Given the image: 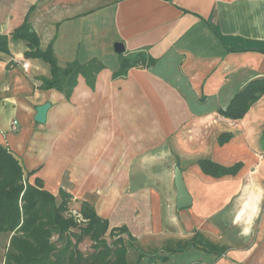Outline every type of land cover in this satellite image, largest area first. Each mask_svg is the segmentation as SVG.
<instances>
[{"label": "crops", "instance_id": "crops-1", "mask_svg": "<svg viewBox=\"0 0 264 264\" xmlns=\"http://www.w3.org/2000/svg\"><path fill=\"white\" fill-rule=\"evenodd\" d=\"M26 20L60 67L104 65L67 98L40 88L51 67L25 57V40L0 52V143L28 182L125 225L131 264H264V95L242 119L218 111L264 78V0H0V33ZM141 50L155 62L114 78L120 56ZM223 133L232 138L220 144ZM201 159L243 167L216 178ZM177 166L193 196L186 208L176 207ZM10 237L0 234V264Z\"/></svg>", "mask_w": 264, "mask_h": 264}, {"label": "trees", "instance_id": "trees-1", "mask_svg": "<svg viewBox=\"0 0 264 264\" xmlns=\"http://www.w3.org/2000/svg\"><path fill=\"white\" fill-rule=\"evenodd\" d=\"M25 40L26 58H40L51 67L50 77L39 78L42 89H57L70 98L79 76H83L93 87L98 73L104 65L93 59L86 63L72 61L60 67L51 47L43 50L39 36L26 20L11 35L0 33V52L9 53L11 40ZM145 51H136L120 56V69L114 78L125 77L132 67L146 68L154 63ZM264 95V78L255 79L235 93L227 107L219 114L230 120L242 119L251 106ZM231 133L219 136L225 144ZM264 149V133L261 137ZM207 175L221 178L236 175L242 162L222 165L210 159L198 161ZM61 201L44 189L39 178L31 184L24 177L19 160L10 149L0 143V234L11 237L4 254V264H131L128 248L135 237L125 225L111 228L109 221L100 217L95 207L83 201L79 209L83 221L79 223L70 214L71 195L60 191ZM88 240V248L81 244Z\"/></svg>", "mask_w": 264, "mask_h": 264}, {"label": "water", "instance_id": "water-1", "mask_svg": "<svg viewBox=\"0 0 264 264\" xmlns=\"http://www.w3.org/2000/svg\"><path fill=\"white\" fill-rule=\"evenodd\" d=\"M115 52L117 54H122L125 52L126 48L122 42H117L114 45ZM51 107L50 103H45L37 107V113L35 120L39 123H45L47 120V112ZM174 184L176 187V207L186 208L193 204V196L188 191L185 183L183 171L180 166H177L174 171Z\"/></svg>", "mask_w": 264, "mask_h": 264}, {"label": "built area", "instance_id": "built-area-1", "mask_svg": "<svg viewBox=\"0 0 264 264\" xmlns=\"http://www.w3.org/2000/svg\"><path fill=\"white\" fill-rule=\"evenodd\" d=\"M255 1H256V0H255ZM23 68H24L25 70H28V68H29V63H28V62L23 63ZM14 129H16V127H14ZM70 214L73 215V216L77 219V221H78L79 223H81V222L83 221V217H82V215H81L79 209L71 208V210H70Z\"/></svg>", "mask_w": 264, "mask_h": 264}, {"label": "rangeland", "instance_id": "rangeland-1", "mask_svg": "<svg viewBox=\"0 0 264 264\" xmlns=\"http://www.w3.org/2000/svg\"><path fill=\"white\" fill-rule=\"evenodd\" d=\"M88 244H90V242H89L88 240H85V241L81 244V246H82L83 249H86V248H88V247L85 246V245H88Z\"/></svg>", "mask_w": 264, "mask_h": 264}]
</instances>
